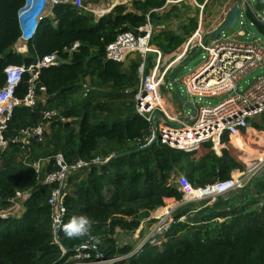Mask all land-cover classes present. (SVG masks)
<instances>
[{"label": "trees", "instance_id": "obj_1", "mask_svg": "<svg viewBox=\"0 0 264 264\" xmlns=\"http://www.w3.org/2000/svg\"><path fill=\"white\" fill-rule=\"evenodd\" d=\"M23 1L0 0V85L8 64H29L56 50L69 61L41 69L37 84L45 89L46 102L38 101L33 109L18 106L8 124L6 135L11 137L38 123L43 109L59 111L43 139L33 142L28 157L17 143L1 152L0 210L10 206L9 198L17 189H32V193L21 216L0 217V264H64L75 254L73 249L85 242L96 245V250L91 249L94 259L98 253L104 259L129 255L135 247L120 243L118 229L133 234L157 208L183 201L184 192L173 177L185 174L194 187H203L263 157L264 114L251 119L250 126L237 135L223 134L221 151L227 161L211 142L186 151L156 140L127 152L144 145L152 134L149 121L135 109L142 60L125 66L107 59L108 44L121 31H136L149 14L155 28L164 26L155 31L152 43L163 54H171L196 31L197 16L188 22L179 17L175 31L166 28L177 17L175 7L160 11L166 0H132L131 7L117 4L100 17L72 3H60L53 16L41 22L24 55L11 49L19 33L16 14ZM76 41L78 49L64 52ZM149 55L145 75L155 65L156 54ZM175 71L167 72V83L174 82ZM28 90L26 74L16 95L23 98ZM63 117L68 120L61 121ZM58 153L69 164L89 162L70 173L64 188L66 212L58 236L66 252L54 240L48 204L52 186L41 182L57 168L53 162ZM97 156L111 158L94 163ZM45 158L49 162H44L37 178L32 162ZM182 215L186 220H177ZM81 216L90 219V234L69 238L64 227ZM174 217L176 222L161 246L147 242L139 253L107 264H264V169L229 194L181 205Z\"/></svg>", "mask_w": 264, "mask_h": 264}, {"label": "built area", "instance_id": "obj_2", "mask_svg": "<svg viewBox=\"0 0 264 264\" xmlns=\"http://www.w3.org/2000/svg\"><path fill=\"white\" fill-rule=\"evenodd\" d=\"M184 1H189L192 5L203 9L209 0H166L160 11ZM238 1L241 4L235 25H245L248 7L252 9L255 18L264 23V9L257 10L251 0H225L224 4L229 5L225 11V16ZM60 3H72L78 8L91 11L84 4V0H24L16 14L19 33L11 47L13 52L28 54L29 44L35 38L41 22L44 18L53 16L54 7ZM100 16L102 14L96 15V17ZM162 27L164 26H159V28ZM216 28L204 32L200 20L195 33L174 53L175 60L163 72L160 67L165 54L151 45L152 36L157 29L154 27L149 14L147 15V22L138 26L136 31H121L117 34L115 40L108 44L106 48L107 59L123 63L127 57L135 53L142 60L139 68L140 80L135 94V109L139 115L151 124L152 134L146 143L153 141L155 133L156 140L161 141V143L186 151L198 149L201 144L211 142L215 152L221 156V140L225 132L237 135L240 129L250 126L251 119L264 114V74L258 76L246 89L241 91L238 88V83L242 77L264 66V41L256 39L252 42H244L239 40L243 33L242 30L233 36L228 35L226 30H223L216 40L205 44V35ZM79 47L80 42L76 41L71 47H65L64 52L69 54ZM194 49H204L206 54L203 62L182 78L187 93L192 97H217L220 100L212 105L198 103L195 105V113L185 116L181 111L175 113L171 109L170 102L161 93V86L167 72L173 69L170 67L177 61L185 59ZM150 53L157 54V61H155V65L149 74L145 75V62ZM68 61V57H63L56 50L36 58L35 61L29 64H8L4 68L5 82L0 85V155L11 143H17L22 146L24 155L28 157L33 142L35 140L41 141L44 133L49 130L48 126L59 118L58 109H43L41 120L38 123L18 131L17 134L11 137L6 135L8 124L18 106L33 109L37 106L38 101L46 102V91L44 88L38 87L37 84L41 69ZM26 74L29 75V90L23 98H20L16 95V91ZM167 84L170 86L171 82ZM38 92H41V94H38ZM155 112H159L162 116H158L157 124L154 127L153 117ZM67 120L68 118L63 117L61 121ZM110 158L111 156H97L93 162L105 163ZM45 161L49 162V159H39L32 162V166L38 174L37 178H40ZM53 165L57 168L54 171L47 172L41 182L52 186L48 204L51 208L52 228L54 230L60 228L65 216L66 191L64 188L68 176L71 172L88 166L89 162L81 159L74 164H69L64 154L58 153L54 156ZM263 169L264 155L262 158L255 159L251 164L247 162L246 167L242 170L236 169L229 178L217 179L203 187H194L185 174H178L173 178L174 181L177 178L180 183L179 189L184 192V200L170 203L165 206L169 207L168 212L158 214L159 210L164 208V206H161L151 212L146 220L142 221L143 223L156 220L157 223L145 235L143 242L134 248L132 253L112 259H104L100 254L98 258L94 259L91 249L96 250L97 247L93 243L87 242L91 245L81 244L76 249L75 254L64 264H107L139 253L147 242L161 246L165 240L166 231L172 223L176 222L174 214L181 205L194 201L214 200L218 196L229 194L233 190L244 187ZM189 188H192V191L188 192ZM195 190L197 196H193ZM31 193L32 189H17L14 196L9 198L10 206L7 209L0 210V217L14 216V213L20 209L23 213L24 204ZM12 210H15L13 214H11ZM177 220L185 221L186 215L180 216Z\"/></svg>", "mask_w": 264, "mask_h": 264}, {"label": "rangeland", "instance_id": "obj_3", "mask_svg": "<svg viewBox=\"0 0 264 264\" xmlns=\"http://www.w3.org/2000/svg\"><path fill=\"white\" fill-rule=\"evenodd\" d=\"M200 1H202V0H200ZM224 2H225V0H209L205 4L203 9L199 8V7L195 6V5H192L189 1H184V2H182L180 4L171 5L168 9H170L172 7H175L174 8L175 9L174 13H176L177 17L176 18L173 17L169 21V25L166 26V28L176 31V30L179 29L178 24H179V22L181 20L185 21V22L186 21L188 22L189 18L197 16L199 18L198 27H199V23H200V20H201L202 30H204V32H207V31L217 27L218 24L225 17V11L227 10L229 5L224 4ZM251 2L254 5V0H251ZM120 3H125L127 5H130V0H95V1L94 0H84V4L89 9H91V11H94L96 13V15H98V16H99V14L103 15V14L107 13L108 11L111 10V8L114 5L120 4ZM168 9H165V10H168ZM179 17H181V20L178 19ZM156 29L159 30L161 28L157 27ZM240 30L243 31V33L239 37V40H241V41H244V42L250 41V42H252V41H254L256 39H260L261 41H264V36L261 33L258 32L256 27L251 24V22H250V20L248 18L246 19L245 25L237 24L232 29L226 30V32H227L228 35L231 34V36H233L235 33L239 32ZM192 35H190L187 38L186 42L189 40V38L192 37ZM151 45L156 47L155 44L152 43V39H151ZM178 50H176L175 52H177ZM196 50L197 49H194L192 52H190L187 55V57L185 59H183L181 61H177L173 66L170 67V68L174 69L175 67H177L179 65H182L181 67L179 66V68H177L176 71L174 72V82L175 83L171 82V85L169 86L167 84L168 80L165 81V79H164V83L161 86V93H162V95L165 98L167 96L168 97L172 96V98H170V100L173 103L172 104V110L175 113L180 110L185 116L188 115V114H193V110H192V108L189 105L195 106L198 103H202V104H205V105H212V104L217 103L220 100L217 97H210V98H206V97H204V98L192 97L186 91V87H185V85H184V83L182 81V78L184 76H186L188 73H190L192 70H194L196 67H198L203 62L204 56L206 54V51L204 49L197 50V51ZM175 52H173L171 54H166L164 56V58L161 60L160 70L162 72L171 64V62H173L175 60V58H176V56H174ZM193 52H195L194 56L190 60H187L188 57L192 56ZM153 54H155V53H153ZM149 56L150 55H148L147 58ZM136 59H140V56L138 54L133 53L129 57H127V59L123 63H124L125 66H128L132 60H136ZM153 60L157 61V54L155 56H153ZM184 62L186 63V65H183ZM144 73H145V70H144ZM262 74H264V66L260 67L258 69H255V70L251 71L249 74H247L244 77H242V79L238 83L239 90L242 91V90L246 89L258 76H260ZM171 81H173V80H171ZM176 88H178V90L181 93V97L183 99H185L187 103L181 101V99L178 98V96L176 94ZM255 118L256 119L261 118V114L255 116ZM49 126H51V125H49ZM49 126H48V129H49ZM245 167H246V164H245L244 168ZM174 182L178 186L180 185V183L178 182L177 178L175 179ZM190 191H192V190H188V192H190ZM193 196H197L195 191L193 192ZM194 202H200V201H194ZM14 211L15 210H12L11 214H13ZM21 213H22V210L20 209L19 211H16L14 213V216H17V217L21 216ZM151 222H153V223H151ZM146 223H149V229L147 230V232L149 233V231L153 227H155V224L157 222H156V220H153V221H148ZM144 232L145 233L142 234L140 237L138 235V237H139L138 239H135L134 234L126 233V232H120V234H122V235L119 234L118 237L120 238V243H122V245H126V244L129 243V244H132L134 247H136L137 245L139 246V244L141 242H143V240L145 238V234L147 233L146 231H144ZM110 263H112V262H110Z\"/></svg>", "mask_w": 264, "mask_h": 264}, {"label": "water", "instance_id": "obj_4", "mask_svg": "<svg viewBox=\"0 0 264 264\" xmlns=\"http://www.w3.org/2000/svg\"><path fill=\"white\" fill-rule=\"evenodd\" d=\"M240 4L241 2L238 1L227 13H226V16L224 18V20L217 26L216 29H214L213 31H211L210 33H208L204 39V43L206 44L207 42L209 41H212V40H216L220 35H221V32L223 30H230L232 29L235 24H236V21L238 19V14H239V7H240ZM254 6L257 10H262L264 9V0H254ZM246 16L247 18L250 20L251 24L254 25L256 27V29L258 30L259 33H261L263 36H264V23L260 22L259 20H257L253 14V11L250 7L247 8L246 10ZM194 56V54H192L191 57L188 58V60H190L192 57ZM183 65H186V63L184 62ZM182 65H180L181 67ZM170 78L171 80H173V74L170 75ZM176 94L178 96L179 99H181V101L186 102L185 99H183L181 97V93L180 91L178 90V88H176ZM188 105V104H187ZM192 110H193V113H195L196 111V107L195 106H192V105H189ZM162 116L159 112H155L154 113V117H153V126L155 127L156 124H157V119H158V116ZM154 141H156V133L154 135V139L153 141H151L150 143H145L144 145H141L140 147L138 148H135L131 151H127V152H132V151H138V150H141V149H144L148 146H150ZM221 158L225 161L228 160L227 156L225 154H221ZM53 235H54V240L56 243H58L61 248L63 249V251H67V248L63 245L62 241L59 239V236H58V228H55L53 230ZM84 244H89L87 242H85ZM91 245V244H89ZM80 245H78L76 248L73 249V251H76L77 248H79ZM98 255H100V253H98Z\"/></svg>", "mask_w": 264, "mask_h": 264}, {"label": "clouds", "instance_id": "obj_5", "mask_svg": "<svg viewBox=\"0 0 264 264\" xmlns=\"http://www.w3.org/2000/svg\"><path fill=\"white\" fill-rule=\"evenodd\" d=\"M90 227V219L81 216L78 218H73L72 221L64 227V232L69 238L83 237L90 234Z\"/></svg>", "mask_w": 264, "mask_h": 264}, {"label": "crops", "instance_id": "obj_6", "mask_svg": "<svg viewBox=\"0 0 264 264\" xmlns=\"http://www.w3.org/2000/svg\"><path fill=\"white\" fill-rule=\"evenodd\" d=\"M132 1V0H131ZM131 1H130V5H129V7H131ZM125 4V3H124ZM161 12H163V11H161ZM160 26H163V25H160ZM179 49V48H178ZM177 49V50H178ZM191 57V56H190ZM189 58V57H188ZM188 60V59H187ZM186 60V61H187ZM185 61V62H186ZM180 66V65H179ZM179 66H177V67H175L174 69L176 70L177 68H179ZM182 81H183V79H182ZM167 98V100L170 102V107H171V109H172V101L170 100V98H172V96H167L166 97ZM180 111V110H179ZM149 217V216H148ZM147 217V218H148ZM147 218H145L144 220H146ZM146 222H148V221H145V222H143V223H141V225L139 226V229H137L133 234H134V237H135V239H138L142 234H144L145 232L144 231H146L147 232V230L149 229V223H146ZM151 223H153V222H151ZM118 232H119V234H120V232H122L121 230H119L118 229ZM148 233V232H147ZM146 233V234H147ZM145 234V235H146ZM120 235H122V234H120ZM138 235H139V237H138Z\"/></svg>", "mask_w": 264, "mask_h": 264}, {"label": "bare ground", "instance_id": "obj_7", "mask_svg": "<svg viewBox=\"0 0 264 264\" xmlns=\"http://www.w3.org/2000/svg\"><path fill=\"white\" fill-rule=\"evenodd\" d=\"M254 161H255V160H253V161H251V162H249V163L251 164V163H253ZM188 190H192V188H191V189L189 188ZM195 192L197 193L196 190H195ZM168 211H169V207H167V208L164 207L163 209H160V210H159L158 214L165 213V212H168Z\"/></svg>", "mask_w": 264, "mask_h": 264}]
</instances>
